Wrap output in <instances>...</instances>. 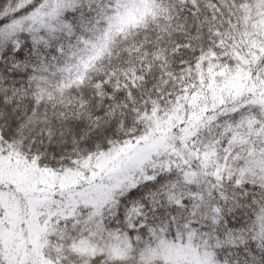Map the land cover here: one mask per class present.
Instances as JSON below:
<instances>
[{"label":"snow or ice","instance_id":"1","mask_svg":"<svg viewBox=\"0 0 264 264\" xmlns=\"http://www.w3.org/2000/svg\"><path fill=\"white\" fill-rule=\"evenodd\" d=\"M0 264H264V0H0Z\"/></svg>","mask_w":264,"mask_h":264}]
</instances>
